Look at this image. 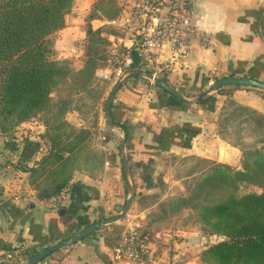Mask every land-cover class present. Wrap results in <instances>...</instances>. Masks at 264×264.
<instances>
[{
	"label": "crops",
	"instance_id": "obj_1",
	"mask_svg": "<svg viewBox=\"0 0 264 264\" xmlns=\"http://www.w3.org/2000/svg\"><path fill=\"white\" fill-rule=\"evenodd\" d=\"M133 1L74 0L64 15V25L49 39L48 58L54 62L68 60L65 68L81 71L86 57L83 45L80 46L82 40H76L85 37L87 24L109 40L112 50L128 47L132 42ZM192 5V23L201 37L191 38L185 52L165 44L153 62L136 61L135 66L163 77L186 97L220 76H251L264 81V0H192ZM110 8H114L111 14ZM104 70L110 73L112 67ZM111 84L106 83L107 87L92 99L103 139L101 149L91 145L85 150L88 139H82L84 149L70 155L74 159L70 177L55 192L51 190L54 181L50 172L56 165L41 163L43 156L56 149H51L48 137V133L53 135L49 127L51 114L43 119L40 112L30 116L25 136L15 130L25 121L15 125L0 115V264L17 263L21 259L14 258L13 252L22 254L23 249H29L31 253L119 211L127 196L120 136L126 137V158L135 182L129 212L89 233L96 241L80 239L51 252L47 263L108 264L113 246L132 222H138L150 236V252L141 261L122 259L117 264H207L200 258L209 244L204 243L203 236L160 222V218L172 216L168 209L172 185L181 182L180 178L168 177L171 163L165 167L163 158L197 156L210 162L225 156L223 161L232 163L238 160L239 149L219 137L214 112L207 105L174 97L143 75L131 74L121 80L110 106L115 123L110 127L104 116L103 99ZM226 85L231 86L219 93L216 89L215 97L234 91L245 97L244 104L264 115L263 88ZM58 87H62L61 83L51 92L52 105L64 98ZM83 92L79 90L70 99L65 98L70 103L61 120L75 124L72 132L64 134L66 141L84 138V130L79 127L87 124L80 121L84 118H78L81 103L76 102L77 95L86 99ZM102 149L105 155L93 159L91 153ZM59 152L64 156L71 154L63 148ZM115 227H119L120 237L110 245L106 239ZM174 235L178 237L173 238Z\"/></svg>",
	"mask_w": 264,
	"mask_h": 264
},
{
	"label": "trees",
	"instance_id": "obj_2",
	"mask_svg": "<svg viewBox=\"0 0 264 264\" xmlns=\"http://www.w3.org/2000/svg\"><path fill=\"white\" fill-rule=\"evenodd\" d=\"M72 1L0 2V115L6 120H10L12 115L19 121L25 120L48 109L51 104V92L68 70L48 58L46 41L53 30L64 25V15L69 11ZM228 86L231 85L220 86L217 92H222ZM122 127L125 129L124 125ZM79 135L82 136V133ZM48 137L51 149H56L43 156L41 163L56 165L50 172L54 181L51 190L55 192L70 177V167L74 160L70 155L72 152L79 154L84 145L81 144L83 138L79 136L80 139L74 138L71 141H60V133L56 136L48 133ZM60 148L71 154L64 156L59 152ZM254 163L259 168L263 165L258 158ZM223 166L228 170L219 169L217 174L224 176L228 183L234 184L238 174L251 176L249 164H245V170L235 171H229L228 165ZM198 215L211 232L221 235L220 239L209 243L201 251L200 258L204 262L264 264V188L260 191L236 188L222 199L203 203ZM119 237L120 230H113L106 240L114 245ZM22 252L30 253L29 249H23ZM49 255L42 259H47Z\"/></svg>",
	"mask_w": 264,
	"mask_h": 264
},
{
	"label": "rangeland",
	"instance_id": "obj_3",
	"mask_svg": "<svg viewBox=\"0 0 264 264\" xmlns=\"http://www.w3.org/2000/svg\"><path fill=\"white\" fill-rule=\"evenodd\" d=\"M1 1L3 0H0V2ZM74 4L73 0L71 7ZM113 9L114 8H110L109 11L107 10L108 13H113ZM59 28L53 30L48 36L46 41L48 52L50 51L49 39L56 36ZM85 30V37H80L76 40H82L80 46L82 47L83 45L86 57L84 67L81 71L76 72L65 68V66H68V60L62 61L61 59H57L58 61L55 63L68 70L67 74L57 83H61L62 87H58V93L59 95L64 94V98L54 102L53 105L51 102L48 109L40 112V116L43 119L45 115L51 114L52 122L50 120L51 124L49 127L54 136L60 133V141L64 140L66 137L64 134L66 135L72 132L74 130L73 126H75V124L73 126L70 125L66 120H61V117H64L63 113L65 109H67L66 105L70 103L68 99H70L71 94L79 90H84L85 92L82 94L86 95V99L77 95L76 102L78 104L81 103L78 108L80 113L78 118H84V120L80 121H84V123L87 124L84 128L79 127L84 130L83 139H86V137L88 139V142H85V150L87 147L90 148L91 145L101 149L99 144H103V139L99 135L101 129L98 128L97 112L92 103V99L98 97V94L107 87L106 83H113L115 78L119 75L116 69L117 61L115 58L117 53L123 48H119L116 51L112 50L109 46V40L93 30L90 24H87ZM106 66L112 67L110 73L104 70ZM196 94L197 92H194L187 97H192ZM214 94V91H212L197 102L205 104L209 110H213L214 113H212V116L215 121L217 133L224 142L233 144L239 149L237 153L238 160L232 163H226L223 161L225 156L219 158L220 160H213L210 162L197 156L187 158L173 155L163 158L165 167H169V161L171 163V167L168 169V177L172 179L180 178L181 182L174 183L172 189L170 188L173 194L172 198L168 201V209L172 211V216L160 218V222L162 225L166 226L193 230L203 236L204 243L206 244L220 239L221 235L211 232L199 218L198 211L203 203H211L218 199H222L228 195V193L235 191L236 188L239 190L253 189L256 191H260L264 188V115L251 106L244 104L242 100L245 97L242 94L239 95L234 91H229L225 93V96L218 98L215 97ZM66 97H68L67 100L65 99ZM74 98H76V96H74ZM9 118L15 125L20 122L14 115ZM28 120L29 118L21 120L25 121V123L22 124L21 127L15 128V130L20 131L23 136L27 135L29 132L27 126ZM89 133L90 137H88ZM72 139H74V137L71 138L70 141ZM105 152L106 151L102 149L100 153L94 151L91 155L93 159L97 160L100 158L99 155H105ZM256 158L263 162L261 168L254 163ZM245 164H249L251 176L247 177L238 174L234 184L228 183L224 176L217 174L219 169L228 170V168L223 165L230 166L229 171H235L245 170ZM118 229L119 227H115L110 229L109 232Z\"/></svg>",
	"mask_w": 264,
	"mask_h": 264
},
{
	"label": "built area",
	"instance_id": "obj_4",
	"mask_svg": "<svg viewBox=\"0 0 264 264\" xmlns=\"http://www.w3.org/2000/svg\"><path fill=\"white\" fill-rule=\"evenodd\" d=\"M193 14L192 0H134L132 42L115 58L119 74L127 68L137 67L136 61L140 64L153 62L165 44L172 50L185 52L191 38L201 37L192 23ZM173 238H177V235ZM149 242V234L140 229L138 222H132L113 246L108 264H117L122 259L143 260L150 252ZM25 255L12 253L14 258L21 260ZM12 263L16 264L14 261ZM34 264L48 263L46 259H40Z\"/></svg>",
	"mask_w": 264,
	"mask_h": 264
},
{
	"label": "water",
	"instance_id": "obj_5",
	"mask_svg": "<svg viewBox=\"0 0 264 264\" xmlns=\"http://www.w3.org/2000/svg\"><path fill=\"white\" fill-rule=\"evenodd\" d=\"M131 74H138V75H143L145 77H148L157 86L167 90L169 93L187 102L198 101L204 96H206L209 92L215 91L220 86H223L226 84L253 85V86H258L264 89V81L259 80L257 78H254L251 76L225 75V76H220V77L215 78L212 82H210L203 90L199 91L196 95L192 97H186L181 91H179L178 89H176L175 87H173L168 82H166L159 76L155 75L151 71L140 68V67H131V68L125 69L121 74H119L115 78V80L111 84L105 96L104 103H103V111H104L105 119L110 127H114L115 125L114 120L112 119L111 113H110V106H111L112 98L114 96L116 89L120 85L123 77L131 75ZM125 143H126V137L120 136V142H119V147H120V152H121L120 159H121V166L123 170V176H124L126 187H127V196L125 197L124 202L121 205V208L119 209V211L115 214L100 218L98 220H95L85 225L80 230L74 232L73 234H71L70 236H68L67 238L63 240L54 242L52 244H49L45 247L37 249L23 256L22 260L20 262H17L16 264H34L35 262L39 261L40 259L50 254L51 252L61 247L70 245L80 239H83L85 242H94L96 241V238L93 236H90L89 233H91L93 230H95L96 228L104 224L120 220L121 218L126 216V214L129 212L132 198L135 194V182H134V179L130 172V168L127 163Z\"/></svg>",
	"mask_w": 264,
	"mask_h": 264
}]
</instances>
